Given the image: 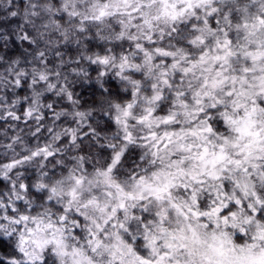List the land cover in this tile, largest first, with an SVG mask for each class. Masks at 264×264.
Masks as SVG:
<instances>
[{
    "label": "snow or ice",
    "instance_id": "1",
    "mask_svg": "<svg viewBox=\"0 0 264 264\" xmlns=\"http://www.w3.org/2000/svg\"><path fill=\"white\" fill-rule=\"evenodd\" d=\"M0 264H264V0H0Z\"/></svg>",
    "mask_w": 264,
    "mask_h": 264
}]
</instances>
